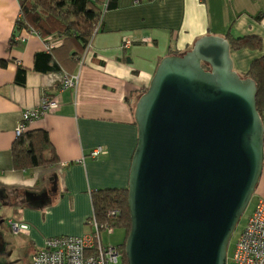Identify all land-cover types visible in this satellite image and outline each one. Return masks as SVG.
Returning <instances> with one entry per match:
<instances>
[{
  "label": "crops",
  "instance_id": "0c3cea01",
  "mask_svg": "<svg viewBox=\"0 0 264 264\" xmlns=\"http://www.w3.org/2000/svg\"><path fill=\"white\" fill-rule=\"evenodd\" d=\"M20 17V0H0V264H32L47 239L88 235L92 193L128 188L138 143L136 104L163 58L191 50L204 36L260 38V50L231 51L240 75L264 57V0H117L84 62L76 66L66 50L57 51L77 79L64 89L65 74L36 71L46 43L18 31ZM19 67L27 70L24 86L16 83ZM44 95L59 107L29 124L26 134L45 132L56 160L23 170L14 161L15 131ZM97 148L103 153L92 158ZM255 199H264V167ZM10 220L29 225V232H13Z\"/></svg>",
  "mask_w": 264,
  "mask_h": 264
},
{
  "label": "water",
  "instance_id": "95a60500",
  "mask_svg": "<svg viewBox=\"0 0 264 264\" xmlns=\"http://www.w3.org/2000/svg\"><path fill=\"white\" fill-rule=\"evenodd\" d=\"M257 94L224 37L161 60L134 112L127 264H228L263 173Z\"/></svg>",
  "mask_w": 264,
  "mask_h": 264
},
{
  "label": "trees",
  "instance_id": "16d2710c",
  "mask_svg": "<svg viewBox=\"0 0 264 264\" xmlns=\"http://www.w3.org/2000/svg\"><path fill=\"white\" fill-rule=\"evenodd\" d=\"M20 5L21 17L16 23V29L37 34L46 44H55L50 51L46 50L36 55V71L61 73L72 77V73L66 71L59 62L57 51L66 50L69 62L79 65L92 41L94 26L101 20L105 8L108 12L117 6V0H20ZM226 39L230 43L231 51L246 48L260 50L262 47L258 37ZM56 42H62V46L56 47ZM11 44H16L14 39ZM185 53L173 55L181 56ZM203 67L209 70V66L203 65ZM26 76L27 70L19 67L16 83L24 86ZM241 76L257 83V110L264 122V57L253 61L248 73ZM13 154L16 167L23 170L51 165L56 160L49 138L42 131L25 133L18 138L13 147ZM128 196V188L92 193L93 216L102 230L119 228L126 232L125 243L119 246L123 253L124 264H127L125 244L131 230ZM113 211H119L120 214L116 217L111 216Z\"/></svg>",
  "mask_w": 264,
  "mask_h": 264
},
{
  "label": "built area",
  "instance_id": "2783aa9c",
  "mask_svg": "<svg viewBox=\"0 0 264 264\" xmlns=\"http://www.w3.org/2000/svg\"><path fill=\"white\" fill-rule=\"evenodd\" d=\"M106 13L105 8L101 20L94 26L93 38L99 33ZM17 41L24 43L26 40L22 38ZM92 41L83 55L82 62L85 60ZM126 45L129 46V42ZM54 47L55 44H46L47 51ZM76 84V77L65 75L64 89L74 88ZM58 107L57 99L44 95L37 108L24 112L15 131L16 139L26 133L29 124L39 121L46 114L57 110ZM102 153L103 149L97 148L91 152L90 156L98 158ZM119 214V211H113L111 216L116 217ZM87 224L92 227V232L88 235L47 239L44 248L35 254L32 264H124L121 248L103 243L101 233L104 230L96 218L93 216ZM9 226L15 233H27L30 229L29 225L12 220L9 221ZM105 230L113 231L110 228ZM233 263L264 264V199L256 201L254 211L236 241L233 249Z\"/></svg>",
  "mask_w": 264,
  "mask_h": 264
},
{
  "label": "rangeland",
  "instance_id": "374dc122",
  "mask_svg": "<svg viewBox=\"0 0 264 264\" xmlns=\"http://www.w3.org/2000/svg\"><path fill=\"white\" fill-rule=\"evenodd\" d=\"M255 203H256V199H255V195H254L246 213L242 217V219H241L240 223L238 224L237 229H236V231L232 237L230 247H229V251H228V264H234L233 263L234 246L236 244V241H237L239 235L244 230L245 226L248 223L249 218L251 217V215L254 211ZM101 234H102L103 243L106 245L119 247V246L124 245V243H125L126 232L123 229L118 228V229L113 230L112 232L104 230V231H102Z\"/></svg>",
  "mask_w": 264,
  "mask_h": 264
}]
</instances>
